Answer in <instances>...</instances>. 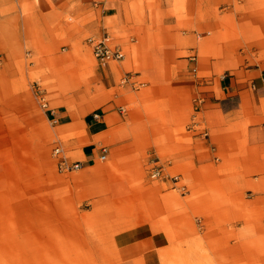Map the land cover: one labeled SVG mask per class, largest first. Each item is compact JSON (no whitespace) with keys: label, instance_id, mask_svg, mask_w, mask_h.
<instances>
[{"label":"crops","instance_id":"1","mask_svg":"<svg viewBox=\"0 0 264 264\" xmlns=\"http://www.w3.org/2000/svg\"><path fill=\"white\" fill-rule=\"evenodd\" d=\"M103 4L104 17L120 27L127 49L122 71L131 73L134 88L122 84L125 93L109 95L107 110L89 113L86 135L110 142L107 155L121 167L117 161L154 147L170 172L189 181L178 200L182 209L148 185L136 198L119 197L126 225L110 238L115 264H264V231L255 229L264 223V0ZM191 121L193 128L208 127L207 140L196 130L180 131ZM97 154L94 148L78 154L73 197L55 202L95 201V178L111 175L92 171ZM121 171L138 175L128 165ZM189 191L203 194L188 200ZM215 192L223 197L214 198ZM96 202H110V194Z\"/></svg>","mask_w":264,"mask_h":264},{"label":"rangeland","instance_id":"2","mask_svg":"<svg viewBox=\"0 0 264 264\" xmlns=\"http://www.w3.org/2000/svg\"><path fill=\"white\" fill-rule=\"evenodd\" d=\"M104 1L0 0V264H115L110 238L126 225L120 222L119 197L136 198L148 185L160 188L165 202L173 199L176 207L185 206L178 200L186 188L178 191L173 186L178 181L188 185V179L170 172L162 152L154 147L117 161L138 175H125L124 166L109 154L104 161L97 157L92 171L110 170L111 175L95 178V201L55 202L73 197L71 183L78 180L79 170L64 171L60 161L75 164L80 152L94 148L98 156L102 147L108 153L112 145L102 135L88 138L86 116L107 110L109 95L117 89L125 93L122 84L134 88L129 79L122 81L124 76L131 79V73L122 71L123 59L103 66L88 44L89 38L107 33L127 51L117 23L104 17L108 9ZM189 57L195 60L196 55ZM69 80L75 83L67 88ZM111 82L118 87L108 89ZM119 108L120 114L126 112ZM194 122L180 131L196 130L207 140L208 127L193 128ZM155 163L165 174L158 180L150 175ZM173 174L178 176L175 183L170 179ZM109 194L110 202H96ZM199 194L203 193L189 191L185 199ZM220 196L215 192L214 198ZM255 229L264 231V223ZM195 243L200 246L203 240Z\"/></svg>","mask_w":264,"mask_h":264},{"label":"built area","instance_id":"3","mask_svg":"<svg viewBox=\"0 0 264 264\" xmlns=\"http://www.w3.org/2000/svg\"><path fill=\"white\" fill-rule=\"evenodd\" d=\"M88 44L91 48L92 54L95 59L103 66H106L110 62L120 61L125 57V53L119 44H115L112 41V38L109 34L104 33L98 37H93L88 39ZM130 78L128 76H124L122 81L127 82ZM124 108H121V112H124ZM107 154V148L102 147V154L99 158L102 160L105 158ZM79 164H69L66 159L60 161V167L64 171L71 170L73 168H78ZM162 168L158 164H154L151 168L150 175L152 178L159 179L163 178L165 174L162 172ZM172 182H176L178 180L177 175L170 176Z\"/></svg>","mask_w":264,"mask_h":264},{"label":"bare ground","instance_id":"4","mask_svg":"<svg viewBox=\"0 0 264 264\" xmlns=\"http://www.w3.org/2000/svg\"><path fill=\"white\" fill-rule=\"evenodd\" d=\"M106 157V156H105ZM105 159V158H104ZM104 159H102V160H104ZM78 163V162H77ZM79 164V163H78ZM80 168V164H79V166H78V168H73V169H79ZM173 183H175V182H173ZM177 183V182H176ZM184 186L182 185V186H178V188H183Z\"/></svg>","mask_w":264,"mask_h":264}]
</instances>
